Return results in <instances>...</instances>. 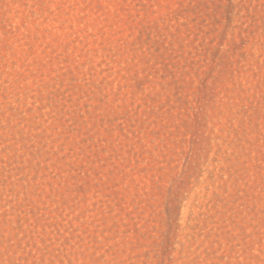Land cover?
Instances as JSON below:
<instances>
[{
  "label": "rangeland",
  "instance_id": "1",
  "mask_svg": "<svg viewBox=\"0 0 264 264\" xmlns=\"http://www.w3.org/2000/svg\"><path fill=\"white\" fill-rule=\"evenodd\" d=\"M0 264H264V0H0Z\"/></svg>",
  "mask_w": 264,
  "mask_h": 264
}]
</instances>
